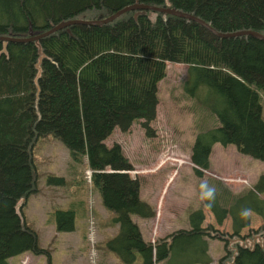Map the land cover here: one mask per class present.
<instances>
[{"label": "trees", "instance_id": "1", "mask_svg": "<svg viewBox=\"0 0 264 264\" xmlns=\"http://www.w3.org/2000/svg\"><path fill=\"white\" fill-rule=\"evenodd\" d=\"M135 3L190 14L217 32L264 35V0H0V36L27 37L29 28L39 33L59 22L105 18ZM166 62L186 65L182 90L216 120L207 128L198 124L189 148L194 174L208 170L214 143L264 162L257 92L264 95V41L258 38L218 37L195 20L146 9L97 25L70 24L33 41L0 40V264L23 252L43 254L51 264L22 208L16 209L37 190L32 144L48 135L65 146L72 163L85 157L91 185L117 225L105 248L123 264L136 256L139 264H209L207 238L223 243L215 264H264V230L248 227L247 214L264 218V174L239 193L219 180L203 185L202 203L217 225L229 218V233L202 226L197 208L187 213L188 229L151 244L131 220L153 217L154 209L139 198L120 146L104 140L114 127L126 131L139 119L153 134L148 124ZM72 213L55 211L57 231L72 230Z\"/></svg>", "mask_w": 264, "mask_h": 264}, {"label": "rangeland", "instance_id": "2", "mask_svg": "<svg viewBox=\"0 0 264 264\" xmlns=\"http://www.w3.org/2000/svg\"><path fill=\"white\" fill-rule=\"evenodd\" d=\"M165 68V76L157 83L155 116L148 124L153 134L145 133L139 119L126 131L114 127L104 140L108 146L113 143L120 146L132 166L125 172L138 180L139 198L154 209L153 217L132 215L131 220L142 231L141 238L151 244L174 230L188 229L187 213L197 208L203 212L202 226L210 223L218 231L229 233V218L217 225L202 203V187L214 179L221 181L230 193H239L252 187L257 177L264 174V162L238 153L231 144L224 149L217 144L219 147L210 153V167L201 171L200 177L196 176L189 161V147L198 124L207 128L215 125L216 120L182 90L186 65L166 62ZM257 92L264 123V95ZM32 158L38 172L37 190L18 202L16 209L22 208L27 225L36 232L38 245L49 251L50 263L123 264L105 248L117 225L111 222L112 214L105 210L91 185V170L86 168L85 157L84 161L72 163L65 146L48 135L34 141ZM260 198L264 200L262 194ZM57 210H72V230H56ZM247 214L248 227L264 230V218L249 211ZM207 243L209 264H215L224 253L223 243L214 238H207ZM8 262L47 264L45 255L29 252L9 257ZM133 264H139L138 256Z\"/></svg>", "mask_w": 264, "mask_h": 264}, {"label": "water", "instance_id": "3", "mask_svg": "<svg viewBox=\"0 0 264 264\" xmlns=\"http://www.w3.org/2000/svg\"><path fill=\"white\" fill-rule=\"evenodd\" d=\"M146 9L155 10V11H159V12H163V13H168V14H171V15H174L177 17H183V18L195 20V21L199 22L200 24H202L204 27H206L209 31H211L213 34H215L218 37H232V36H238V35H250V36H253L255 38H258V39L264 41V35L258 33L255 30H239L236 32H217L212 27H210L208 24H206L204 21H202V20H200V19H198V18H196L190 14L179 12L173 8L154 7V6H149V5H145V4H138V3L123 7L122 9L115 11L114 13L110 14L109 16H107L105 18H98V19H94V20H69V21H65V22H59L58 24L47 29L46 31L39 32V33L38 32H32L31 29L29 28L28 32H27V37L0 36V40L3 42L33 41V40H37L38 38L51 33L57 29L64 28L70 24L97 25V24H102V23H106L108 21H111L112 19L117 17L119 14H121L125 11H128V10H146Z\"/></svg>", "mask_w": 264, "mask_h": 264}, {"label": "crops", "instance_id": "4", "mask_svg": "<svg viewBox=\"0 0 264 264\" xmlns=\"http://www.w3.org/2000/svg\"><path fill=\"white\" fill-rule=\"evenodd\" d=\"M217 144H218V143H214V144H212V146H211V150H210V153H211V151H212L213 149L219 147ZM219 145H220V144H219ZM220 146L222 147V149H224V148L227 147V145H225V146L220 145ZM189 148H190V147H189ZM210 153H209V156H208V158H209V167H210ZM191 168H192V164H191ZM202 171L204 172V171H207V170H202ZM156 214H157V213H156ZM183 229H186V228H183ZM139 231L142 232L140 229H139ZM27 258H28V256H27Z\"/></svg>", "mask_w": 264, "mask_h": 264}, {"label": "clouds", "instance_id": "5", "mask_svg": "<svg viewBox=\"0 0 264 264\" xmlns=\"http://www.w3.org/2000/svg\"><path fill=\"white\" fill-rule=\"evenodd\" d=\"M211 191H212V190H211V189H209V191H208L207 195H210V194H211Z\"/></svg>", "mask_w": 264, "mask_h": 264}]
</instances>
